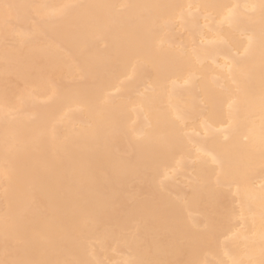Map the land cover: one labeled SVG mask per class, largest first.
<instances>
[{
  "label": "bare ground",
  "instance_id": "obj_1",
  "mask_svg": "<svg viewBox=\"0 0 264 264\" xmlns=\"http://www.w3.org/2000/svg\"><path fill=\"white\" fill-rule=\"evenodd\" d=\"M0 264H264V0H0Z\"/></svg>",
  "mask_w": 264,
  "mask_h": 264
}]
</instances>
